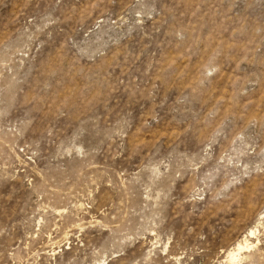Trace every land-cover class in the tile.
I'll use <instances>...</instances> for the list:
<instances>
[{"label":"rangeland","instance_id":"rangeland-1","mask_svg":"<svg viewBox=\"0 0 264 264\" xmlns=\"http://www.w3.org/2000/svg\"><path fill=\"white\" fill-rule=\"evenodd\" d=\"M238 244L264 264V0H0V264Z\"/></svg>","mask_w":264,"mask_h":264},{"label":"bare ground","instance_id":"bare-ground-1","mask_svg":"<svg viewBox=\"0 0 264 264\" xmlns=\"http://www.w3.org/2000/svg\"><path fill=\"white\" fill-rule=\"evenodd\" d=\"M253 235H254V232L251 230L250 232H249V236L250 237H253ZM244 249H249L248 248V245H242V246H240L239 244L237 245V247H236V249L235 250H233V251H230L228 254H227V256H226V258H227V261H228V263L229 264H239V262H240V253L244 250ZM244 259V258H243ZM242 262V261H241Z\"/></svg>","mask_w":264,"mask_h":264}]
</instances>
